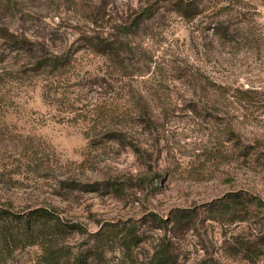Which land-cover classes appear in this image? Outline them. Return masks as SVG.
Masks as SVG:
<instances>
[{
  "label": "rangeland",
  "instance_id": "1",
  "mask_svg": "<svg viewBox=\"0 0 264 264\" xmlns=\"http://www.w3.org/2000/svg\"><path fill=\"white\" fill-rule=\"evenodd\" d=\"M148 1L104 0L106 17L115 21V6L125 10ZM206 1L207 10L191 22L161 8L136 38L147 51L142 63L159 66L160 86L145 82L147 71L138 65L124 77L115 61L84 52L76 57L74 77L59 81L61 95L52 102L43 100L38 77L0 84V205L12 211L44 207L79 224L81 231L65 237L61 264H78L79 254L97 264L95 233L127 225L146 236L148 248L166 235L181 250L179 264H264V209L206 217L227 194L264 201V0ZM91 3L98 9L96 0H14V9L31 18L23 23L17 14L8 22L52 35L56 46L78 48L75 41L86 29L82 12ZM212 26L227 38L213 35ZM172 61L186 70L192 64L203 79L200 88L175 80ZM130 88L134 94L141 89L154 108L165 107L153 131L130 119L146 150L107 140L91 144L115 128V105L127 107ZM90 184L96 189L86 190ZM178 208L198 214L192 229L149 227L150 213L167 217ZM239 242L261 251L247 257L236 251ZM102 248L108 259L119 253L116 243ZM40 255L38 246H24L0 255V264H41Z\"/></svg>",
  "mask_w": 264,
  "mask_h": 264
},
{
  "label": "trees",
  "instance_id": "2",
  "mask_svg": "<svg viewBox=\"0 0 264 264\" xmlns=\"http://www.w3.org/2000/svg\"><path fill=\"white\" fill-rule=\"evenodd\" d=\"M96 1L99 5L98 9L94 8L92 3L84 7L82 17L86 23V29L75 41L79 44L78 48H72V44L67 47L56 46V38L50 34L37 35L34 32L31 33L32 28L25 30L24 27L8 22L13 17H17V14L20 21L28 22L32 13L25 14L21 9L15 10L14 0H0V44L3 46L0 53V84L4 86L20 84L25 76L38 77L41 80L43 100L52 102L55 97L61 95L57 94L59 81L66 79L69 81L74 77L76 57L78 53L84 52L115 61V72L124 77H132L134 73L129 72L128 69H135V65H138L147 71L146 75L149 78L145 82H153L154 85L159 83L160 86L161 80L155 72L159 66L142 63L145 60L142 58H145L147 51L136 41V38L144 30L147 22L156 17L161 8L191 22L208 7L206 0H152L138 7H127L125 10L115 6V21H112L109 16L106 17L108 14L105 13L104 0ZM212 27L208 29L213 32V35L216 34L222 39L226 37L227 32L224 29ZM193 67L191 64L186 70V67L172 61L171 69L177 72L175 80L200 88L203 79L198 76L199 71H194ZM207 82L214 87L216 85L209 79ZM73 85L77 86V84ZM135 92L136 94L130 88L129 94H125L129 100H126L128 105L124 110L119 107L123 108L124 105H115V128L108 129L98 140L91 139V144L107 140L115 141L116 145L124 149L146 150L134 138L132 126L128 124L133 120V125H139L143 130L153 131L157 129L158 118L164 115L165 107L155 106L156 109L143 101L144 95L141 89L137 88ZM239 93L249 94L253 91L241 90ZM195 107L196 105H192V110ZM106 184L115 192L119 191L116 182ZM85 188L86 190L96 189L94 184L85 185ZM253 207L264 209V201L245 193H231L217 203L211 204L206 210V217L207 219H229L235 217L238 211L250 212ZM197 218L198 214L193 209L178 208L167 217L150 213L147 216V223L152 224L153 226L149 225V227L154 230L172 233L170 231L176 228L192 229ZM72 231H81V226L61 220L57 214L47 208L35 207L26 211H12L0 205L1 256L24 246L36 245L41 250V264H61L67 258L64 240ZM95 236L98 237L96 246L98 245L99 248L95 251H100L94 254L97 264H179L181 250L166 235H163V238L150 248L146 247V236L139 233L135 225L120 226L107 231L101 229L95 233ZM115 243L119 250L118 255L112 259L106 258L102 247ZM235 249L238 252L242 250L247 257L255 251L258 253L261 251L254 250L246 242H239ZM74 259L78 264H89L87 256L83 254L77 255ZM203 264L219 263L210 260Z\"/></svg>",
  "mask_w": 264,
  "mask_h": 264
}]
</instances>
